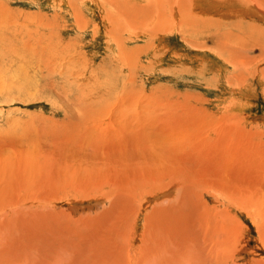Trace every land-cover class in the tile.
Masks as SVG:
<instances>
[{
  "label": "rangeland",
  "instance_id": "rangeland-1",
  "mask_svg": "<svg viewBox=\"0 0 264 264\" xmlns=\"http://www.w3.org/2000/svg\"><path fill=\"white\" fill-rule=\"evenodd\" d=\"M236 1L0 0V264H264V17Z\"/></svg>",
  "mask_w": 264,
  "mask_h": 264
},
{
  "label": "bare ground",
  "instance_id": "bare-ground-1",
  "mask_svg": "<svg viewBox=\"0 0 264 264\" xmlns=\"http://www.w3.org/2000/svg\"><path fill=\"white\" fill-rule=\"evenodd\" d=\"M191 1H195L196 2V5H195V7H198V9H200L202 6H203V3H204V0H189V2H191ZM217 2H218V0H216ZM220 1V0H219ZM234 1H236V0H234ZM244 1V0H243ZM250 1H252L253 2V8H250L249 6V10H253L255 13H257V14H259V15H261V16H263L264 17V0H250ZM249 1V2H250ZM174 2V1H173ZM172 2V3H173ZM178 2V1H177ZM176 1H175V3H177ZM198 2H200L201 4H198ZM211 4L213 5L214 4V2H215V0H211ZM236 2H239V1H236ZM240 2H241V0H240ZM149 3V2H148ZM169 3V2H168ZM171 3V2H170ZM222 3V2H221ZM224 3V2H223ZM243 3V2H242ZM241 3V4H242ZM160 4V3H159ZM174 4V3H173ZM240 4V3H239ZM240 4V5H241ZM250 4V3H249ZM168 5V4H167ZM225 5V4H224ZM237 5H238V3H237ZM243 5H246V4H243ZM169 6H171V5H168V8H169V10H170V7ZM182 5H180L179 6V4H178V8L179 7H181ZM220 6V5H219ZM230 6V5H229ZM159 7V6H158ZM172 8H173V6H171ZM243 7V6H242ZM245 7V6H244ZM171 8V9H172ZM175 8V7H174ZM177 8V9H178ZM175 10V9H174ZM181 10V9H180ZM154 11V10H153ZM161 11V10H160ZM172 12V11H171ZM244 13V12H243ZM246 13V12H245ZM175 14H176V16H180V17H184V16H186L185 18L187 19V18H190V16L191 17H194V16H196V17H198L200 14H201V12L200 11H197V12H195V11H193V8H189V11L187 12V13H184V12H182V13H180V14H178L177 12H175ZM174 17H175V15H174ZM253 19V18H252ZM264 19V18H263ZM179 23H180V21H179ZM162 24V23H161ZM175 24V23H174ZM181 25H184V24H181ZM180 25V26H181ZM189 26H190V24H188ZM187 25V26H188ZM185 26V25H184ZM184 26H183V28H184ZM186 26V27H187ZM192 26H194V24L192 25ZM250 26V25H249ZM253 27V26H252ZM195 28V27H194ZM185 29V28H184ZM186 30V29H185ZM188 30V29H187ZM147 253V252H146ZM148 257H149V255H148ZM147 257V258H148ZM130 258V257H129ZM122 259V258H121ZM152 261V260H151ZM123 262V261H122ZM124 262H126V261H124ZM148 262H149V259H148ZM153 262H154V260H153ZM150 263V262H149ZM152 263V262H151ZM120 264V263H119ZM141 264V263H140Z\"/></svg>",
  "mask_w": 264,
  "mask_h": 264
}]
</instances>
